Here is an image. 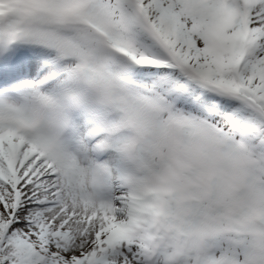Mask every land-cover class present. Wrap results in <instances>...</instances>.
<instances>
[{"label": "snow or ice", "instance_id": "1", "mask_svg": "<svg viewBox=\"0 0 264 264\" xmlns=\"http://www.w3.org/2000/svg\"><path fill=\"white\" fill-rule=\"evenodd\" d=\"M0 264H264V0H0Z\"/></svg>", "mask_w": 264, "mask_h": 264}]
</instances>
